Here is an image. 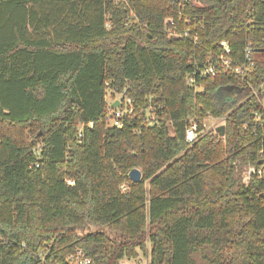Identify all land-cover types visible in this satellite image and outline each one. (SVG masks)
Returning <instances> with one entry per match:
<instances>
[{"label":"trees","instance_id":"obj_1","mask_svg":"<svg viewBox=\"0 0 264 264\" xmlns=\"http://www.w3.org/2000/svg\"><path fill=\"white\" fill-rule=\"evenodd\" d=\"M222 41L254 66L187 85ZM252 90L264 0H0V264L128 263L147 242L149 264H264L262 183L241 180L264 143ZM108 94L133 107L120 127ZM192 118L223 135L187 143Z\"/></svg>","mask_w":264,"mask_h":264},{"label":"built area","instance_id":"obj_2","mask_svg":"<svg viewBox=\"0 0 264 264\" xmlns=\"http://www.w3.org/2000/svg\"><path fill=\"white\" fill-rule=\"evenodd\" d=\"M165 29L167 30V34L169 37H181L187 36L186 32L178 33L174 29V21L172 18H167L164 21ZM221 46V54L216 56L215 62L207 61L206 65L203 67H199L197 63H192L194 69L193 71L186 77V84L189 86H194L196 84L197 77L199 79H204L207 77H214L220 72L224 73H231L236 76H242L246 71H249L254 66V58L252 54V50L250 48V45L247 44L242 49L243 53V63L240 66H231V60L229 58L230 49L225 41H222L220 43ZM257 91L252 90V94L258 98V102L264 109V91L262 92V95L258 97ZM119 101V100H118ZM121 107V103H120ZM133 111V107L131 106V103L128 99H125L123 103L122 108H117L113 113L110 114L109 118V124L110 126H116L120 127L119 118L122 116L124 112L131 113ZM211 119V118H210ZM208 119H205L202 124L201 128L198 127L197 121L195 118L190 119L187 122L186 128H185V141L189 144L193 143L197 137L204 131L208 130L205 122H207ZM219 120V119H211ZM254 121L256 123H259V126L264 129V123L260 122L259 115L255 113V119ZM222 125V121L220 120ZM219 125V126H220ZM218 126H215L212 128L214 130ZM216 133V132H215ZM262 136V134H261ZM256 180L260 183H262L263 187V197H264V143L260 146L259 152H258V161L257 164H248L242 172V183L247 186L250 184L252 180ZM68 183H72L71 181ZM66 264H91L92 260L90 257L85 255V253L81 249H76L74 252L70 253L66 259ZM118 264H127L125 261H120Z\"/></svg>","mask_w":264,"mask_h":264},{"label":"rangeland","instance_id":"obj_3","mask_svg":"<svg viewBox=\"0 0 264 264\" xmlns=\"http://www.w3.org/2000/svg\"><path fill=\"white\" fill-rule=\"evenodd\" d=\"M121 95L113 94V96H110L109 94L106 96V102L111 103L114 100H120ZM208 130L212 129L215 126H219L221 124L220 120H214L208 119L207 122H205ZM124 189V188H123ZM147 248V254L139 253L138 257L135 260L128 261L127 264H149V254L148 251L150 250V244L146 243Z\"/></svg>","mask_w":264,"mask_h":264},{"label":"water","instance_id":"obj_4","mask_svg":"<svg viewBox=\"0 0 264 264\" xmlns=\"http://www.w3.org/2000/svg\"><path fill=\"white\" fill-rule=\"evenodd\" d=\"M173 2H177L179 0H172ZM184 2H190V1H194V0H181ZM120 106V102L115 100L111 105L110 108L111 109H115L117 107ZM215 132L218 133L220 136L223 135L224 132V126L220 125L215 129ZM128 178L130 179L131 182L133 183H138L141 180V172L139 169L137 168H133L128 172ZM263 196V195H262Z\"/></svg>","mask_w":264,"mask_h":264},{"label":"bare ground","instance_id":"obj_5","mask_svg":"<svg viewBox=\"0 0 264 264\" xmlns=\"http://www.w3.org/2000/svg\"><path fill=\"white\" fill-rule=\"evenodd\" d=\"M251 184V183H250Z\"/></svg>","mask_w":264,"mask_h":264}]
</instances>
